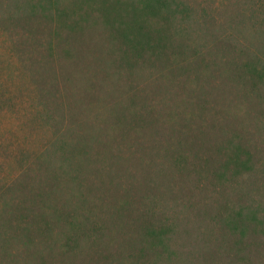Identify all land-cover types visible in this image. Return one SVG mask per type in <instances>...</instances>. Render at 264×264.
I'll return each mask as SVG.
<instances>
[{
  "label": "rangeland",
  "instance_id": "rangeland-1",
  "mask_svg": "<svg viewBox=\"0 0 264 264\" xmlns=\"http://www.w3.org/2000/svg\"><path fill=\"white\" fill-rule=\"evenodd\" d=\"M183 1L143 68L78 0H0V264H264V0Z\"/></svg>",
  "mask_w": 264,
  "mask_h": 264
},
{
  "label": "trees",
  "instance_id": "trees-1",
  "mask_svg": "<svg viewBox=\"0 0 264 264\" xmlns=\"http://www.w3.org/2000/svg\"><path fill=\"white\" fill-rule=\"evenodd\" d=\"M70 5L64 3L59 16L89 8L87 14L101 16L112 36L123 40L125 58L136 67L153 68L159 61L172 60L170 56L177 61L180 50L189 51L193 42L188 38L193 32L190 8L183 0H78Z\"/></svg>",
  "mask_w": 264,
  "mask_h": 264
}]
</instances>
